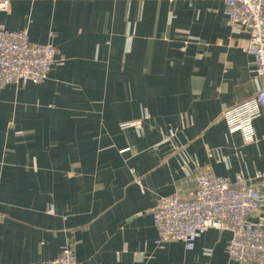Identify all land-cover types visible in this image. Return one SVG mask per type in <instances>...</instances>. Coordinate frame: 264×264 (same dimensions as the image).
I'll return each mask as SVG.
<instances>
[{"label":"crops","instance_id":"crops-1","mask_svg":"<svg viewBox=\"0 0 264 264\" xmlns=\"http://www.w3.org/2000/svg\"><path fill=\"white\" fill-rule=\"evenodd\" d=\"M0 25L57 49L46 81L0 86V264L52 262L70 243L82 264H238L230 230L159 246L151 213L202 170L264 171V140L222 118L261 86L225 3L13 0Z\"/></svg>","mask_w":264,"mask_h":264},{"label":"built area","instance_id":"built-area-1","mask_svg":"<svg viewBox=\"0 0 264 264\" xmlns=\"http://www.w3.org/2000/svg\"><path fill=\"white\" fill-rule=\"evenodd\" d=\"M12 1L0 0V14L10 10ZM221 1L226 5L231 29L250 34L245 50L253 57L254 71L261 81L256 95L227 109L222 118L231 132L243 135L245 143H256L264 140V134L258 135L254 126L264 115V0ZM56 61L57 49L52 43L31 42L27 29L10 31L0 25V86L42 83ZM129 126L140 127V122ZM51 212L54 213L53 208ZM151 213L159 246L180 241L192 250L209 229H227L232 234L227 247L231 260L238 264H264V171L250 177L239 174L232 181L210 169L202 170L197 189L190 197L162 196ZM42 264L82 263L75 244L70 243L59 258Z\"/></svg>","mask_w":264,"mask_h":264}]
</instances>
